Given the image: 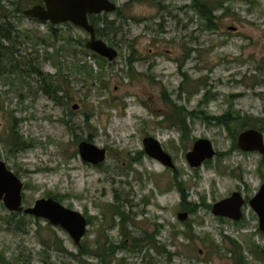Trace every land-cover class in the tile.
<instances>
[{"label":"rangeland","instance_id":"obj_1","mask_svg":"<svg viewBox=\"0 0 264 264\" xmlns=\"http://www.w3.org/2000/svg\"><path fill=\"white\" fill-rule=\"evenodd\" d=\"M220 1L216 30H205L189 8L191 0H113L119 13L97 16L100 28L108 24L97 37L118 53L102 70L72 43L77 54L63 52L62 69L54 59L39 66L59 88L56 95H45L43 80L35 75L0 77V160L25 184L23 205L54 198L80 212L88 219L81 245L126 248L110 256L112 264H237V247L246 264H264V233L246 203L264 183V156L236 146L242 130L264 135V0ZM18 24L21 34L49 32L29 17ZM55 28L64 39L83 45L88 39L70 24ZM18 51L22 57L32 53ZM80 60L98 73L94 79L72 69ZM172 108L207 117L230 112V130L194 118L187 121L190 135L180 139L182 133L164 121L169 113L175 116ZM145 137L160 143L173 169L145 153ZM198 139L209 140L215 155L192 168L185 154ZM81 141L105 149V161L83 162ZM181 182L191 211L181 203ZM233 192L245 200L242 218L214 216L212 205ZM116 209L127 216L123 225ZM179 213L187 219L179 220ZM22 216L0 204V254L6 260L97 264L92 256L79 263L68 255L78 248L63 229L29 216L19 223ZM139 237L149 238V244L132 247L131 239ZM54 238L59 245H53ZM41 241L50 242L52 250ZM151 244L165 253L157 254Z\"/></svg>","mask_w":264,"mask_h":264},{"label":"water","instance_id":"obj_2","mask_svg":"<svg viewBox=\"0 0 264 264\" xmlns=\"http://www.w3.org/2000/svg\"><path fill=\"white\" fill-rule=\"evenodd\" d=\"M39 2L23 10L25 17L47 22L53 26L70 24L89 35L84 48L97 56L113 61L117 57V50L107 45L103 40L96 38L93 25L89 17L99 14L116 12L117 5L111 0H38ZM233 28V27H231ZM76 109V106H73ZM145 153L160 162L165 167L173 169L171 157L162 149L160 143L153 137H145L142 141ZM236 146L243 152H257L264 156V137L256 129H245L238 133ZM78 155L81 160L92 166L100 165L105 161L106 150L98 148L88 141H81L78 146ZM215 151L207 139L194 141L191 149L185 154L190 167L197 168L203 162L213 158ZM25 184L9 170L0 160V204L10 213L25 214L27 216L46 220L52 226L63 229L71 238L73 244L81 247L87 221L84 216L73 209L67 208L52 198H40L29 207L23 205V190ZM245 200L239 192H233L229 197L214 203L211 213L214 216L225 217L233 221L242 218V207ZM248 206L257 216L258 230L264 233V183L257 192L247 201ZM186 213H179L177 218L186 220Z\"/></svg>","mask_w":264,"mask_h":264},{"label":"trees","instance_id":"obj_3","mask_svg":"<svg viewBox=\"0 0 264 264\" xmlns=\"http://www.w3.org/2000/svg\"><path fill=\"white\" fill-rule=\"evenodd\" d=\"M113 1V0H111ZM38 0H0V77H3L5 75H13L16 74L18 78H24L29 77L30 75H35L37 77L42 78V88L41 91L48 96L56 95L55 93L59 92L58 87H54L52 83L51 77L46 76L47 74H42L41 65L42 62L46 60H53V64L58 68V70L62 69V61H58V58L61 59V54L70 52L71 56H76V52L72 53V43L75 44L78 48H81L82 53L84 54V57L86 55H89L90 58L94 60V62L97 64L98 68L102 70L104 68V63H106V60L97 56L96 54L92 52H88L83 45V41L81 40H73L71 37H68L64 39L59 35L58 29L55 28V26L40 21L42 24H46L48 27V31L46 34H39L38 32L34 31H23L24 34H21L18 30V22L20 18L25 17L23 15V10L29 8V6H32L36 3H38ZM223 7V2L220 0L217 1H211V0H191L189 8L196 13V15L202 20L203 27L205 30H216V23L215 20L218 18L216 16V12ZM117 14L119 13V10H116ZM32 20H35L36 22L39 20L30 18ZM91 23L96 27V31L98 35L102 36V32H105L107 30V25L105 24L103 28H100L99 21L97 17H93L90 19ZM113 30L115 27V23H112ZM65 26L69 24H64ZM70 28L69 26L67 27ZM112 29V28H109ZM61 33V32H60ZM60 42H63L61 44H58ZM27 43H30L27 45ZM56 46V47H55ZM38 48L42 50L39 51ZM52 48L53 52H48V49ZM18 49H31L32 53L29 56L22 57L18 54ZM24 59L25 61L21 62L20 59ZM130 63V60H129ZM72 69H74L77 74L82 75L83 77L87 79H94L98 73H95L92 66H90L87 61H74L72 64ZM176 109L175 116L173 113H169V116L165 118L164 121L169 122L171 124V127L177 128L179 132L182 133V136L180 139H184L185 137L190 135L191 128L188 126L187 121H191L194 118L203 119L207 122H214L217 126L225 127L226 130H230L231 127V113H227L223 116H217V117H207L203 112H187L185 108H172L171 112H173ZM246 125V122H243V126ZM262 132H264V128H261ZM261 132V131H260ZM18 138V137H17ZM19 144L16 146L18 147ZM26 145V144H25ZM23 144V147L21 149H25V146ZM178 187V192L180 195L181 203L182 205L186 206L188 210L191 211V205L188 204L187 198L188 195L185 192L184 188H182V182ZM54 199V198H52ZM56 200V199H54ZM194 212V209H193ZM114 213L121 217L122 225L125 223L127 216L123 212H119L117 209L114 210ZM19 214V213H17ZM23 216L18 221L19 223L24 222V216H27L25 214H22ZM30 217V216H29ZM33 218V217H31ZM11 221L7 222V225L11 226ZM122 231H124V227L121 228ZM125 237V234H124ZM153 239V238H151ZM148 243L149 244V238L139 237V238H132L131 243L132 247L140 249L141 243ZM231 244L236 247V242L230 240ZM50 243V242H49ZM48 242H42L41 244L47 249L52 250L49 246ZM60 244L57 238H54L53 245L54 244ZM123 245V242L122 244ZM153 245V244H151ZM77 247V246H76ZM154 250L157 254L162 255L165 253V251H158L160 249L159 247H156L153 245ZM78 248V247H77ZM58 249V248H56ZM120 249L126 250V248L121 246H114L109 244L106 247L99 248L96 247L95 249L87 248L84 245H81L80 248H78L77 254L68 253V255L76 260L79 263H83L84 258L87 256H92L97 260V264H112L110 256L114 255V252ZM236 250L239 253L240 260L237 261V264H246L244 259L241 256L240 250L241 247H237ZM64 252L66 250L63 249ZM67 253V252H66ZM0 264H15L12 260L9 259L6 260L2 254H0Z\"/></svg>","mask_w":264,"mask_h":264},{"label":"flooded vegetation","instance_id":"obj_4","mask_svg":"<svg viewBox=\"0 0 264 264\" xmlns=\"http://www.w3.org/2000/svg\"><path fill=\"white\" fill-rule=\"evenodd\" d=\"M99 15H102V14H99ZM99 15L90 16V17H89V23H90L91 25H93V24L91 23L90 19L93 18V17H97V16H99ZM93 27L95 28V32H96V27H95L94 25H93ZM87 35H88V34H87ZM96 38L100 39L99 37H97V32H96ZM88 39H89V35H88ZM88 39H87V40H88ZM87 40H86V41H87ZM101 40H102V39H101ZM263 137H264V135H263ZM243 199H244V198H243ZM249 199H250V198H249ZM249 199H248V200H249ZM248 200H247V201H248ZM246 203H247V202H246ZM84 218H85V217H84ZM85 219H86V218H85ZM86 221H88V219H87ZM89 221H90V220H89ZM87 225H88V222H87ZM86 230H87V229H86ZM85 234H86V233H85Z\"/></svg>","mask_w":264,"mask_h":264}]
</instances>
